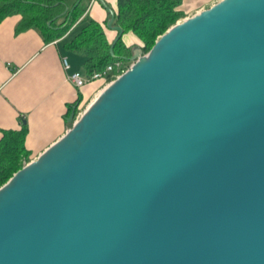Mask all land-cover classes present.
I'll list each match as a JSON object with an SVG mask.
<instances>
[{"label": "water", "instance_id": "1", "mask_svg": "<svg viewBox=\"0 0 264 264\" xmlns=\"http://www.w3.org/2000/svg\"><path fill=\"white\" fill-rule=\"evenodd\" d=\"M127 59L0 186V264H264V0H217Z\"/></svg>", "mask_w": 264, "mask_h": 264}, {"label": "crops", "instance_id": "2", "mask_svg": "<svg viewBox=\"0 0 264 264\" xmlns=\"http://www.w3.org/2000/svg\"><path fill=\"white\" fill-rule=\"evenodd\" d=\"M104 1L117 11V0ZM216 1L181 0L177 8L183 18ZM86 11L103 24L108 39L112 40L116 31L106 26L109 13L100 1L89 0ZM21 17L20 13H14L0 21V139L4 130L19 129L27 121L25 145L33 159L70 127L67 116L70 105L78 100L77 115L105 82L96 79L80 87L68 77L77 70L87 73L85 56L65 45L80 19L63 35L47 40L37 28L19 30ZM121 37L126 46L141 45L132 31L123 32ZM64 57L68 67L64 65Z\"/></svg>", "mask_w": 264, "mask_h": 264}, {"label": "trees", "instance_id": "3", "mask_svg": "<svg viewBox=\"0 0 264 264\" xmlns=\"http://www.w3.org/2000/svg\"><path fill=\"white\" fill-rule=\"evenodd\" d=\"M88 1L81 0L75 5L76 0H0V21L8 15L20 13L19 30L34 27L41 30L47 40H52L63 35L80 19L76 24L79 30L65 41V45L85 56L86 72L92 73L117 60L126 65L133 46H126L120 37L114 44V55H111L109 47L112 40L108 39L103 24L88 15ZM180 1L117 0L114 22L122 27L123 32L136 34L144 52L182 16L177 8ZM114 72L115 68L112 74ZM77 106L78 100L70 105L67 116L73 109L76 116ZM69 124L71 127L73 120ZM27 132V121L19 129L4 130L0 139V186L31 160L25 145Z\"/></svg>", "mask_w": 264, "mask_h": 264}, {"label": "built area", "instance_id": "4", "mask_svg": "<svg viewBox=\"0 0 264 264\" xmlns=\"http://www.w3.org/2000/svg\"><path fill=\"white\" fill-rule=\"evenodd\" d=\"M65 67L69 66L68 60L66 57L63 59ZM120 63L119 60L107 63L102 69L95 70L92 73H84L82 71H73L68 77L73 81L77 86H83L89 81L101 79L103 81H108V77L112 75V72L116 65ZM123 71V70H122Z\"/></svg>", "mask_w": 264, "mask_h": 264}, {"label": "rangeland", "instance_id": "5", "mask_svg": "<svg viewBox=\"0 0 264 264\" xmlns=\"http://www.w3.org/2000/svg\"><path fill=\"white\" fill-rule=\"evenodd\" d=\"M182 17L178 18L176 21L181 20ZM79 30V26L77 27V29H75L73 31V34H75L77 31ZM148 50H145L144 52H147ZM131 64V61H128L127 64H123L122 62H120L118 65L115 66V72L112 74L111 78L108 79V81H104V86L107 85L110 81H112L115 77H117L120 73H122V70L124 71L125 69H127L129 67V65ZM87 107V106H86ZM85 107V108H86ZM85 108L81 111L78 112V114L75 116V118L79 117L82 112L85 110Z\"/></svg>", "mask_w": 264, "mask_h": 264}]
</instances>
